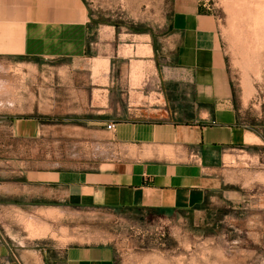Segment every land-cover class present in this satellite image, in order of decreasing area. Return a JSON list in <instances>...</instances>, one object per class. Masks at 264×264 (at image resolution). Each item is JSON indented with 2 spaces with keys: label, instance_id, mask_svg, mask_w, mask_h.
Returning <instances> with one entry per match:
<instances>
[{
  "label": "crops",
  "instance_id": "0c3cea01",
  "mask_svg": "<svg viewBox=\"0 0 264 264\" xmlns=\"http://www.w3.org/2000/svg\"><path fill=\"white\" fill-rule=\"evenodd\" d=\"M169 23L161 56L152 44L123 41L115 27L96 23L84 0H0V66L32 72L28 81L38 87L25 83L9 97L14 108L0 112V264H122L108 243L33 236L17 216L33 212V186L48 190L55 209L204 215L217 203L240 215L248 209L243 228L264 230V191H253L264 161L260 149L252 153L263 142L242 123L218 20L200 0H174ZM54 116L83 117L80 128H97L104 151L73 168L34 171L27 158L18 164V138H31L40 118ZM236 218L223 221L233 231H218V243L242 242L230 236L240 228ZM218 250L201 257L264 264V253Z\"/></svg>",
  "mask_w": 264,
  "mask_h": 264
},
{
  "label": "rangeland",
  "instance_id": "374dc122",
  "mask_svg": "<svg viewBox=\"0 0 264 264\" xmlns=\"http://www.w3.org/2000/svg\"><path fill=\"white\" fill-rule=\"evenodd\" d=\"M84 1L96 23L115 27L118 35L128 39L123 41L132 42V38H140L163 55L167 46L165 37L171 29L169 19L174 0ZM200 2L202 8L218 20L222 54L232 79L242 123L261 137L263 143L253 145L252 153L257 155L260 149L259 160L264 161V0ZM256 18H260L257 27ZM2 65L9 72L0 71V78L16 83L18 93L20 90L24 92L25 83L30 89H38L28 81L32 72L26 74L27 70L7 63ZM61 88L68 94L71 86L65 84ZM84 124L83 117L40 118L42 128H35L31 138L17 140L18 164L24 158L30 159L34 171H37L73 168L88 161L99 151H104V144L99 142L97 128H80ZM256 140L260 142V139ZM257 170L260 174L256 178L261 184L253 191L261 193L264 191V169ZM19 188H16L17 192ZM47 192L33 186V212L17 215L28 229L34 219L33 227L38 228V234L31 228L33 236H46L47 243H108L114 246L122 264H187L184 258L189 259L190 256L192 264H215V261L203 260L201 256L218 253L219 246L226 251L235 247L241 252L264 253V230L243 228L244 220L249 219L248 209H242L241 215L239 211L234 213L231 207L225 208L217 203L208 210L204 209V215L200 212L191 215L122 207L65 206L55 209L44 195ZM234 215L237 220L241 219V225L230 236L241 238L242 242L237 245L223 244V241L218 243V231H233L232 225H224L223 221H232ZM208 220L210 224H207Z\"/></svg>",
  "mask_w": 264,
  "mask_h": 264
},
{
  "label": "bare ground",
  "instance_id": "6f19581e",
  "mask_svg": "<svg viewBox=\"0 0 264 264\" xmlns=\"http://www.w3.org/2000/svg\"><path fill=\"white\" fill-rule=\"evenodd\" d=\"M260 10V9H259ZM264 11V9H263ZM261 13V12H260ZM249 15V14H248ZM264 17V16H263ZM262 18V17H261ZM260 18H256L255 21V27H257ZM263 22V21H262ZM254 24V21H253ZM254 27V29H255ZM262 27V26H261ZM252 28V27H251ZM0 71L5 73L9 72L8 69H6V67H1L0 66ZM16 84V83H15ZM15 84L13 83V81H11V79H6V78H0V112H2L4 109H13L15 106V102L12 98L9 97H13L15 95V90H18V88L16 89ZM17 86V85H16ZM19 87V86H18ZM18 92V91H17ZM16 96H14L13 98H15ZM16 99V98H15ZM19 101V100H18ZM19 103V102H18ZM18 107V106H17ZM21 108V106H20ZM34 220V219H33ZM33 220L31 221V228L32 231L36 234H38V232L36 231L38 228L33 227ZM38 220V219H37ZM24 221V220H23ZM43 224V223H42ZM35 225V224H34ZM40 225H37V227H39ZM30 228V229H31ZM41 229V228H40ZM41 231V230H40ZM30 232V231H29ZM42 235V234H39ZM37 238V237H36Z\"/></svg>",
  "mask_w": 264,
  "mask_h": 264
},
{
  "label": "built area",
  "instance_id": "2783aa9c",
  "mask_svg": "<svg viewBox=\"0 0 264 264\" xmlns=\"http://www.w3.org/2000/svg\"><path fill=\"white\" fill-rule=\"evenodd\" d=\"M113 126H114V122H109L106 127L108 130H112L113 129Z\"/></svg>",
  "mask_w": 264,
  "mask_h": 264
}]
</instances>
